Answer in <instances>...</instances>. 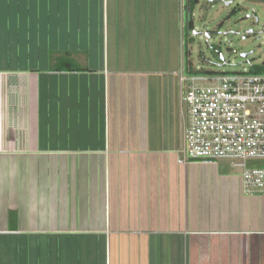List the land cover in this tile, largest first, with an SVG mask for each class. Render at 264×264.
Returning a JSON list of instances; mask_svg holds the SVG:
<instances>
[{
    "label": "crops",
    "instance_id": "0c3cea01",
    "mask_svg": "<svg viewBox=\"0 0 264 264\" xmlns=\"http://www.w3.org/2000/svg\"><path fill=\"white\" fill-rule=\"evenodd\" d=\"M200 4L0 0V264H264V198L192 199Z\"/></svg>",
    "mask_w": 264,
    "mask_h": 264
},
{
    "label": "built area",
    "instance_id": "2783aa9c",
    "mask_svg": "<svg viewBox=\"0 0 264 264\" xmlns=\"http://www.w3.org/2000/svg\"><path fill=\"white\" fill-rule=\"evenodd\" d=\"M178 78L187 111L185 159H242V194L264 198V169L248 165L264 159V74L182 70Z\"/></svg>",
    "mask_w": 264,
    "mask_h": 264
},
{
    "label": "rangeland",
    "instance_id": "374dc122",
    "mask_svg": "<svg viewBox=\"0 0 264 264\" xmlns=\"http://www.w3.org/2000/svg\"><path fill=\"white\" fill-rule=\"evenodd\" d=\"M192 21L189 47L195 70L245 73L264 64V0H201ZM243 163L239 158L196 162L192 167V174L198 175L197 182H192L193 203H200L205 211L229 212L241 196L243 169L237 165ZM248 165L264 169V159L250 160ZM214 219L215 214L207 217L209 226L225 225Z\"/></svg>",
    "mask_w": 264,
    "mask_h": 264
},
{
    "label": "trees",
    "instance_id": "16d2710c",
    "mask_svg": "<svg viewBox=\"0 0 264 264\" xmlns=\"http://www.w3.org/2000/svg\"><path fill=\"white\" fill-rule=\"evenodd\" d=\"M197 1L198 0H191L192 9L195 7ZM190 24H191V27L193 28V22H191ZM189 58H190V53L188 54L187 65H188V68L190 69V73L192 75L219 74L216 72H204L203 70H195L194 66H193L192 62L189 60ZM249 73H251V74H264V64L260 65V66H253L250 69Z\"/></svg>",
    "mask_w": 264,
    "mask_h": 264
}]
</instances>
